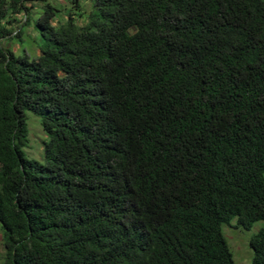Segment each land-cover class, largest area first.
<instances>
[{
	"label": "trees",
	"instance_id": "1",
	"mask_svg": "<svg viewBox=\"0 0 264 264\" xmlns=\"http://www.w3.org/2000/svg\"><path fill=\"white\" fill-rule=\"evenodd\" d=\"M65 1L0 0L6 262L264 264V0Z\"/></svg>",
	"mask_w": 264,
	"mask_h": 264
},
{
	"label": "rangeland",
	"instance_id": "2",
	"mask_svg": "<svg viewBox=\"0 0 264 264\" xmlns=\"http://www.w3.org/2000/svg\"><path fill=\"white\" fill-rule=\"evenodd\" d=\"M51 4L55 6L60 4L68 7V3L65 0H49ZM29 6V5H28ZM41 7V4H37ZM35 10V9H34ZM34 27V23L31 22ZM29 26L25 33L20 36L22 43L14 41L11 37L8 38L7 44L4 43L6 48H10L15 54L24 51L30 58L37 57L39 49L37 43L40 41L37 39L35 31L32 26ZM36 39V44L35 40ZM12 40V41H11ZM2 44V46H4ZM26 124L28 129V144L23 149L24 156L28 160H36L40 162L43 159L42 144L47 141V135L41 128L40 119L30 112H26ZM263 226L262 222L254 224L250 230H244L237 227L236 220H233L231 225L223 227L222 233L233 255V261L236 264H251L253 253L249 247L250 238L257 233V231ZM1 227V226H0ZM4 247L2 244V229L0 228V264H8L4 258Z\"/></svg>",
	"mask_w": 264,
	"mask_h": 264
}]
</instances>
